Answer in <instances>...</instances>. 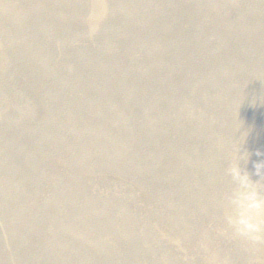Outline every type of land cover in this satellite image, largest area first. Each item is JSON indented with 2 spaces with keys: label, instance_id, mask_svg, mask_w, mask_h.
I'll list each match as a JSON object with an SVG mask.
<instances>
[{
  "label": "rangeland",
  "instance_id": "rangeland-1",
  "mask_svg": "<svg viewBox=\"0 0 264 264\" xmlns=\"http://www.w3.org/2000/svg\"><path fill=\"white\" fill-rule=\"evenodd\" d=\"M57 1L0 0V264L264 250L225 201L236 163L264 194V0Z\"/></svg>",
  "mask_w": 264,
  "mask_h": 264
},
{
  "label": "clouds",
  "instance_id": "clouds-1",
  "mask_svg": "<svg viewBox=\"0 0 264 264\" xmlns=\"http://www.w3.org/2000/svg\"><path fill=\"white\" fill-rule=\"evenodd\" d=\"M262 168L264 163L255 165L259 178ZM225 171L233 182V187L225 193L229 209L226 220L237 236L259 243L264 240V194L260 192L259 179H250L249 173L242 172L238 163L229 165Z\"/></svg>",
  "mask_w": 264,
  "mask_h": 264
},
{
  "label": "bare ground",
  "instance_id": "bare-ground-1",
  "mask_svg": "<svg viewBox=\"0 0 264 264\" xmlns=\"http://www.w3.org/2000/svg\"><path fill=\"white\" fill-rule=\"evenodd\" d=\"M35 0H11L9 7L11 11H8V22L14 21L16 18L17 22L22 23L23 20V8L26 6H30L29 4L34 3ZM50 4L42 3L43 6L37 8L36 6H31L29 12H26V17L31 16L33 13L37 11L46 10V8H50L53 12H56V7L58 6L57 0H47ZM94 13L92 17L99 18V20L103 21L112 13L111 10V0H90ZM36 3V2H35ZM129 7V6H128ZM68 13V12H66ZM69 16V13H68ZM251 24L246 22L242 29L246 31ZM91 27L97 29L96 25L92 24ZM3 27H0V57H4L6 55V36L2 31ZM6 33H9L6 31ZM241 37V32L239 30L234 31L229 38L226 40H237ZM224 52L223 50H220ZM99 92H101L99 90ZM264 240L261 243L263 244ZM261 247H255L252 251H241V247L234 248L232 251L229 250H221V251H213L205 255H209V261L213 262V260L220 262L221 264H264V250H261Z\"/></svg>",
  "mask_w": 264,
  "mask_h": 264
}]
</instances>
